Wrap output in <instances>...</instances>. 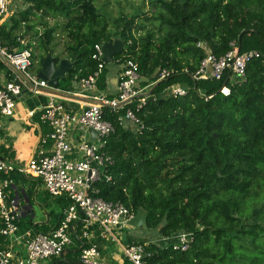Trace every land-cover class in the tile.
I'll return each mask as SVG.
<instances>
[{
  "label": "trees",
  "instance_id": "trees-1",
  "mask_svg": "<svg viewBox=\"0 0 264 264\" xmlns=\"http://www.w3.org/2000/svg\"><path fill=\"white\" fill-rule=\"evenodd\" d=\"M26 2L30 6L9 19L11 26L0 25V44L12 50L36 43L42 63L52 52L55 29L40 34L31 25L33 18L40 12L63 17L73 42L68 48L72 57L68 83L92 75L98 67L92 59L95 45L114 38L124 44L115 56L116 65L133 60L143 79L159 70L155 79L140 83L142 88L169 73L142 108L137 99L117 110L102 108L104 120L115 126L105 145L114 158L107 169L114 182L99 183L98 196L120 201L136 213L144 210L148 230H157L162 237L194 235L186 252L174 250L172 240L165 245L141 241L146 244L147 264H264V0H151L160 10L158 31L141 36L138 33L145 27L135 18L142 13L130 20L120 18L112 33L95 0ZM200 43L217 58L231 51L233 44L240 53L257 51L260 56L248 63L242 81L233 82L228 74L222 80H197L194 75L207 57ZM108 67L98 80V90L107 88ZM4 68L13 79V70L0 61V69ZM174 85L185 88L186 94H172ZM225 86L228 95L221 91ZM129 109L139 120L134 128L119 121ZM13 178L16 184L29 182L19 173ZM37 186L33 180L25 188L28 200ZM71 203L58 198L59 214L50 212L56 216L54 222L31 226L49 231ZM20 226L24 230L28 225ZM69 248L52 264H78L80 249Z\"/></svg>",
  "mask_w": 264,
  "mask_h": 264
},
{
  "label": "built area",
  "instance_id": "built-area-1",
  "mask_svg": "<svg viewBox=\"0 0 264 264\" xmlns=\"http://www.w3.org/2000/svg\"><path fill=\"white\" fill-rule=\"evenodd\" d=\"M9 1L0 0V20L8 13ZM19 41L27 45L26 40ZM199 46L206 49L207 57L194 75L197 80H222L228 74L233 82L242 81L248 63L260 56L257 51L240 53L233 44L231 51L217 58L203 43ZM0 52L37 86H48L46 81L28 72L33 56L31 48L11 51L0 44ZM103 57V44H96L92 59L98 61L97 70L80 81L78 94L102 100L114 110L130 104L134 99L138 100V107L142 108L147 96L140 94L138 65L131 59L123 63L118 95L113 99L97 95L98 80L106 65ZM0 61L3 62L1 58ZM167 76L169 73L163 72L158 81ZM20 80L18 76L0 81V133L4 129L2 119L15 116L16 99L23 90ZM170 90L175 96L186 94V89L180 85H174ZM221 91L225 95L230 94V89L226 86ZM83 104L80 111H72L65 104L51 100L39 112L40 123L49 130L41 137L39 146L30 159L17 164L14 159L0 158V264H52L61 259L76 241L80 246L81 264H109L104 256L106 249L99 240L119 243L114 230L128 229L129 221L135 217L136 212L122 202L107 201L98 196L99 183L114 182L113 176L107 171L114 164V158L105 150V145L106 140L115 132V126L104 120V106ZM125 119L139 122L131 109L119 121L124 124ZM91 129L97 132L96 141L89 137ZM74 130L80 136L77 141L73 136ZM15 173L37 181L55 203L58 198H66L72 202L62 210L59 222L49 231L36 230L31 224L24 230L21 229L27 205L22 202L23 195L16 188L13 178ZM165 240L173 241L174 250L186 252L191 247L194 235L179 232ZM145 245L134 242L123 246L125 261L128 264H147Z\"/></svg>",
  "mask_w": 264,
  "mask_h": 264
},
{
  "label": "crops",
  "instance_id": "crops-1",
  "mask_svg": "<svg viewBox=\"0 0 264 264\" xmlns=\"http://www.w3.org/2000/svg\"><path fill=\"white\" fill-rule=\"evenodd\" d=\"M29 6L30 4L27 3L26 0H10L9 1L10 8L8 7L7 15L0 20V25L8 24V27L11 26V22L9 21V19H11V17L14 16L16 13L27 9ZM43 16L45 15L42 14V12H40L33 18V22L31 23V25L35 27L34 31L40 32L41 29L43 28L45 29V26H43L41 20V17ZM57 17H53V18H57ZM72 45L73 42H71L69 45H66L65 47L63 45H60L59 47H55L54 44L52 43L51 45L52 52L50 54L52 58H54L57 68L59 67L62 60H68L72 66V57L70 56L68 49ZM16 50H22V49L14 48L11 51H16ZM57 58L58 61H56ZM43 63L44 61L41 63V56L36 58L32 57L28 72L31 75L38 76V74L42 71ZM122 69H123V64L116 65L115 63H113L109 65L107 80H106L107 88L103 91L98 90V94H97L98 96L105 97L107 99H113L118 95V82ZM17 75L18 74L14 72L13 79L18 77ZM4 80H10L8 78L7 68L0 69V81H4ZM24 87L26 88L27 93L23 95L21 98L16 99L15 116L9 119L6 118L2 119V121L4 122V129L0 133V158L14 159L17 164H23L24 162L30 159L33 152L38 148L41 137L48 132L49 130L48 127L40 123L39 112H41V110L51 100H53L54 102L65 104V106L72 111H80L82 105H84L83 102L81 103L76 100H69L47 90L40 89L36 91L28 87L26 84H24L23 88ZM45 88H48V86ZM151 88H152L151 85L145 88H140L141 90L140 94L148 93L151 90ZM59 90L63 92H72L78 94L80 92V81L77 82L76 80H72L70 83H68L67 80L61 81ZM131 127L134 128L135 126L131 125ZM73 136L76 141L79 140L80 138L76 130L73 131ZM89 137L93 141L97 140L96 136H92L91 133H89ZM32 181L33 180L29 179V182L26 185L15 183L17 190L21 192V194L23 195L22 202L25 205H27V212L24 214V218L31 216V220L27 222V225H29V223L30 224L33 223L32 221L34 217L33 204L36 200V196L34 194L32 201L28 200L25 195V188H28L32 183ZM39 188L40 186L38 184L36 191L39 190ZM59 219L60 217L56 220L54 227L59 222ZM48 222H50V220H46L42 224ZM52 222H54V220H52L50 223ZM33 224H37V223H33ZM49 226L51 227V224ZM118 230L122 231L123 229H118ZM128 230L131 232V234L126 244H123V246H126L134 242H141L147 240L146 237L139 234V231L142 230V228L128 229ZM99 242L106 249L104 251V256L109 264H128L126 263L127 261H125L123 257L122 245H121V253L117 254L111 248L112 247L111 242H106L103 240H99ZM72 246H78V248L80 249L78 243H74ZM69 249L70 248L66 250L65 254L68 251H70ZM21 252L23 253L22 250Z\"/></svg>",
  "mask_w": 264,
  "mask_h": 264
},
{
  "label": "rangeland",
  "instance_id": "rangeland-1",
  "mask_svg": "<svg viewBox=\"0 0 264 264\" xmlns=\"http://www.w3.org/2000/svg\"><path fill=\"white\" fill-rule=\"evenodd\" d=\"M95 5L106 19L108 23L109 32H116V26L121 24L119 20L120 18H126L130 20L133 16L140 13L145 15L139 18H135V20L138 24L143 25L145 28L143 31H140L138 33V36L144 35L148 31H158L157 26L159 25V23L156 18L160 10L151 3V0H95ZM145 16L149 17L150 20L145 21ZM41 20L43 26H45V29H41L39 32L40 34L44 33L45 31L51 28L55 29L53 39V44L55 47H59L60 45H63L65 47L66 45H69L72 42L69 38L68 31L65 28V25L67 23L65 19L60 17L53 18L52 16H43L41 17ZM115 39L116 38H114V40ZM30 48L33 50V55L35 58L39 56L42 57V51L37 47L36 43H34ZM150 85L151 87L154 86L153 84ZM138 88H142L140 82ZM123 125H125L126 127H130L131 125H134V122L129 119H125ZM35 196L36 200L33 204V223L42 224L46 220H54L56 216H50V212L52 210H55V214H59L60 210L58 207H56V203L53 201V199L49 197V195H47L41 187L39 188V190L36 191ZM246 210H248V208ZM30 220L31 216L24 218L23 222L24 224H26ZM114 233L117 239L119 240V243H113L111 248L117 254H120L121 245L123 246V244H126L131 232L128 229L124 228L122 231L114 230ZM139 234L146 237L147 240L145 241L147 243L151 242L160 245H165L166 243H168L165 242L166 238L160 236L157 230L142 229L139 231Z\"/></svg>",
  "mask_w": 264,
  "mask_h": 264
},
{
  "label": "water",
  "instance_id": "water-1",
  "mask_svg": "<svg viewBox=\"0 0 264 264\" xmlns=\"http://www.w3.org/2000/svg\"><path fill=\"white\" fill-rule=\"evenodd\" d=\"M124 50V44L120 39H112L108 42L103 43V52H104V57L103 61L107 64H113L115 63V56L117 54L122 53ZM0 58L3 60V62L11 68L18 76L20 77L19 83L24 86L26 84L28 87L38 91L40 89L42 90H47L50 91L58 96H61L63 98L69 99V100H76L79 102H84L87 104H100L102 106H108L104 101L99 100V99H91L87 98L84 96H81L76 93L72 92H63L59 90L61 81L66 80V75L69 73L71 70V64L68 60H62L59 67L57 68L55 64L54 58H52L51 54H48L47 57L44 60L42 71L38 74L37 78L41 79L43 81L48 82V88L37 86L21 69H19L17 66H15L6 56H4L0 52ZM124 68V65H123ZM159 74V70H156L154 75L151 78H140V83L145 80L146 82H150L151 80L155 79ZM160 82H156L154 86L151 88V90L148 93L141 94L142 96H150L152 90L154 89L155 86H157ZM27 93L26 88L24 87L21 94L17 96V98H21L23 95ZM123 103L121 106L125 105ZM90 133L92 136H97V132L94 130H90ZM32 207V206H31ZM147 212L144 210H139L135 217L129 221V227L128 229H148L147 227ZM78 264H81L79 262Z\"/></svg>",
  "mask_w": 264,
  "mask_h": 264
}]
</instances>
